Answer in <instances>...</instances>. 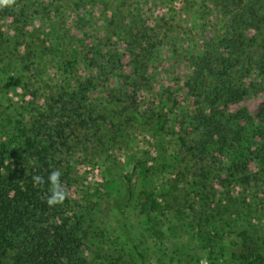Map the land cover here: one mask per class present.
<instances>
[{"label": "rangeland", "instance_id": "obj_1", "mask_svg": "<svg viewBox=\"0 0 264 264\" xmlns=\"http://www.w3.org/2000/svg\"><path fill=\"white\" fill-rule=\"evenodd\" d=\"M253 6L264 18V0H11L0 6V85L10 76L23 79L17 89L0 94V145L14 133L18 121L29 125L49 116L54 95L65 96L95 75L96 67L90 68L96 58L93 49H103L105 56L109 52L121 55L123 71L128 73L130 49L137 54L142 46L130 48L131 40L120 29L132 28L129 32L133 34L141 31L157 43L148 71L153 92L139 95L138 109L128 98L130 92L118 87L121 72L113 73L109 80L101 77L94 81L86 104L91 105L94 118L106 117L109 125L84 130V137L72 141L73 149L64 159L82 184L80 191L72 192L77 195L87 225L97 211L94 225L100 232L119 235L122 227V239L127 233L132 237L145 264H233L227 252L241 242L238 235L242 227H247V219L237 226V234L224 232L218 242L221 249L210 257L207 244L190 229V212L185 208L178 212V195L187 199L188 208L199 209L197 194L202 190L196 185L206 187L202 196L211 201L228 195L214 183L198 182L195 175L204 164L200 157L190 158L182 147L185 137L181 117L195 106L188 90L179 86L188 77V67L177 60L184 59L192 41L207 44L209 37L224 34L235 15L249 16ZM165 33L170 36L164 40ZM253 35L254 31H248L247 37ZM254 74L246 80L251 81ZM169 94H173L171 110L164 111L160 99ZM174 100L180 104L175 106ZM252 107L253 115H258L264 97H257ZM146 111L151 116L140 118ZM119 124L117 130L111 126ZM110 133L113 139H108L106 153L102 154V141ZM134 167L135 202L122 216L110 204L122 200L123 175ZM259 187L258 196L248 200L253 208H264V178ZM243 202L240 199L238 204ZM243 207L244 212L248 207ZM258 226L264 235V217ZM107 238L109 242L113 239ZM259 244L264 247V239ZM127 252L123 264H143L135 253ZM85 254L100 258L94 247Z\"/></svg>", "mask_w": 264, "mask_h": 264}, {"label": "trees", "instance_id": "obj_2", "mask_svg": "<svg viewBox=\"0 0 264 264\" xmlns=\"http://www.w3.org/2000/svg\"><path fill=\"white\" fill-rule=\"evenodd\" d=\"M248 14L235 15L224 34L209 37L207 44L192 41L184 59L177 60L178 64L188 67V77L179 86L181 90H188V97L194 99L195 106L192 112L181 117L185 137L182 147L190 158L200 157L204 164L197 170L200 174L195 175L198 182L214 183L228 195L211 201L202 196L206 187L196 185L202 190L197 194L199 209L188 208L187 199L178 195V212L181 214L183 208L190 212V229L197 231L207 244L210 257L221 249L218 242L224 232L237 234L241 222L247 219V227H242V234L238 235L241 242L233 244L227 252L233 264H263L264 261V247L259 244L264 235L258 226L263 220L264 208H253L248 201L249 197L258 196L264 178V107L258 115H253L251 110L253 101L264 97V18L259 17V10L254 6ZM129 31L120 29V33L127 34L131 40L130 48L142 47L137 54L129 48L132 59L128 73L123 71L121 55L109 52L105 56L103 49H93L92 56L96 58L90 68L96 67L95 75L85 83L80 82L77 89L65 96L54 95L49 116L29 125L18 121L14 133L0 145V264H123L127 250L145 264L132 237L127 233V238L122 239V227L118 229L119 235L100 232L94 225L97 211L91 225H87L77 195L72 192V189L80 191L82 184L64 159L73 149L72 141L84 137V130L109 125L106 117L94 118L91 105L86 104L96 79L107 80L113 73L121 72L116 81L118 87L130 92L128 98L138 109L139 95L153 92L148 71L157 37L154 36L155 42H152L141 31L137 34ZM248 31H254L255 35L247 37ZM169 36L165 33L164 40ZM96 60L100 63L96 64ZM253 73L255 77L247 81L246 76ZM22 83V77L10 76L0 85V94L15 90ZM172 97L173 94L162 96V110L170 108ZM174 102L175 106L180 104ZM164 115L166 117L167 113ZM150 116L146 111L140 118ZM129 122L130 119L126 121ZM111 126L117 130L121 125ZM100 132L99 128L95 135ZM109 138L113 139L111 133L102 138L105 143L100 150L102 154L106 153ZM136 168L123 175L122 200L115 199L110 204L122 216L127 215L135 202ZM52 171L60 172L61 187L66 195L62 203L49 206L47 181ZM34 175L43 177L45 182L34 186ZM240 199L248 207L244 212V204H238ZM253 221L256 224H252ZM108 236L113 238L111 242ZM89 246L94 247L99 260L85 254ZM107 247L109 254L105 256Z\"/></svg>", "mask_w": 264, "mask_h": 264}, {"label": "clouds", "instance_id": "obj_3", "mask_svg": "<svg viewBox=\"0 0 264 264\" xmlns=\"http://www.w3.org/2000/svg\"><path fill=\"white\" fill-rule=\"evenodd\" d=\"M11 0H0V6L9 4ZM60 172L52 171L48 176V183L50 185V195L48 197L47 203L49 206H54L60 204L64 201L66 193L62 190L60 181ZM33 185L38 186L43 184L44 178L39 175H34L32 177ZM203 264V262H202Z\"/></svg>", "mask_w": 264, "mask_h": 264}]
</instances>
